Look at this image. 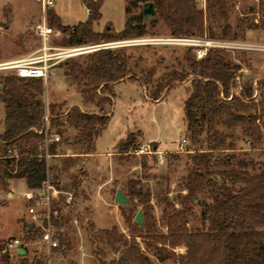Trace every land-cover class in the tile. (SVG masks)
Here are the masks:
<instances>
[{
    "label": "trees",
    "instance_id": "1",
    "mask_svg": "<svg viewBox=\"0 0 264 264\" xmlns=\"http://www.w3.org/2000/svg\"><path fill=\"white\" fill-rule=\"evenodd\" d=\"M82 1L88 9V17L72 27L62 25L52 8L46 11L47 22L51 27L61 33H69L70 39L65 45L96 44L150 35L141 13L129 16L123 29L117 33L107 29L95 32L93 24L101 18L100 7L104 0ZM137 1L153 3L157 17L172 36L204 33L203 11L196 7L195 0H128V3L136 5ZM205 1L209 8L216 7L225 15V0ZM125 12H130L129 5H126ZM227 33L228 30L224 28L222 36L226 37ZM125 46L89 51L86 53L88 62L85 64L74 57L63 60L64 74L73 81L80 94V103L66 109H63V103L45 102L42 79L20 78L13 72L0 76V103L3 107L0 184L5 185L9 178H20L27 187H38L50 173L54 183L56 174L53 176V171H57L58 167L47 164L43 133H39L43 127L45 110L51 127L59 126L53 133L59 135L60 139L48 145L50 154L55 155V149L67 127L74 129L76 135L65 138L64 142L83 144L86 146L83 153L92 154L94 141L111 116L115 83L135 81L149 93V100L156 102L170 89L188 82L182 106L185 130L193 144L199 143L201 134L205 132L207 148L188 152L191 166L185 177L186 193L180 199L181 209L172 208L168 202L162 210L161 218L166 226V234H153L154 223L149 222L143 226L135 224L131 228L130 240H126L114 228L97 231L112 247L122 246V254L117 259L105 258L104 251L97 245L99 240L92 238L91 226L92 254L97 264H149V256L141 251L135 238L145 234V238L152 240V243H147L148 247L154 250L160 260L175 258L179 264H264L263 174L250 175L245 170L235 168L231 164V154L221 158L212 156V152L221 150L226 143V135L216 128V123L227 128L238 126L253 142L261 141L264 79L257 81V97H252V84H244L240 94L236 95L232 88L236 83V71L240 67L227 60L225 53L218 49H208L205 57L197 59L192 46H185V65L171 64L159 71L162 57H158L147 69L136 74L134 69L142 58L132 57L124 48H119ZM134 140V136L128 134L126 140L120 143L126 148L134 144ZM69 162L71 158L64 159L62 169L68 168ZM69 180L65 190L73 188L71 199H74L78 176L72 174ZM204 192L211 199L210 203H204L202 212L205 228L190 231L187 226L190 203ZM128 195L131 199H138L145 210L149 208V195L141 189L132 186ZM66 197L59 196L51 203L52 210L56 211L51 216V222L56 229L63 227L67 221L62 210V206L69 205ZM178 226H181L180 232L176 231ZM27 228V241L42 237V228L35 224L30 228L27 225ZM56 238L58 245L53 249L61 251L68 246L66 233L57 232ZM180 245L186 247L185 253L175 252L174 249ZM45 258L34 260L32 264H46ZM0 264H10V254L1 244ZM20 264L29 263L25 260Z\"/></svg>",
    "mask_w": 264,
    "mask_h": 264
},
{
    "label": "rangeland",
    "instance_id": "2",
    "mask_svg": "<svg viewBox=\"0 0 264 264\" xmlns=\"http://www.w3.org/2000/svg\"><path fill=\"white\" fill-rule=\"evenodd\" d=\"M53 2L54 5L50 8L55 7L60 10L66 24H78L88 17L85 16L88 9L81 0H53ZM146 2L149 1H137L136 5H130L128 0H104L100 7V24L104 26L101 30L106 28L111 33L121 31L129 16L143 14V5ZM126 5L130 6L129 13L125 12ZM195 5L203 11L204 33L193 37L264 44V0H225V15L216 7L209 8L205 0H195ZM40 7V3L36 0H0V63L32 54L39 47L40 41L35 34L34 25L41 17ZM143 23L150 33L144 37L172 36L157 15L149 19L144 18ZM224 28L228 30L226 37L222 36ZM69 39L68 32L60 33L53 37L52 43L67 48L95 45L83 43L67 46L64 43ZM119 48H124L132 57L142 58L134 69L136 74L147 69L158 57H162L159 71L171 64L185 65L183 57L185 46L141 44ZM222 51L227 60L240 67L236 71V83L232 88L234 94L239 95L244 84H252L254 87L252 97H257L259 86L257 81L264 79V51L243 49ZM87 52L76 53L70 57L85 64L88 62ZM63 60L52 68L49 78L43 82L45 102L63 103V109H66L80 103V94L73 81L65 76ZM12 72L11 69H0V76ZM134 82L121 81L113 85L111 116L94 141L92 156L83 153L85 145L64 142L65 138L76 135L74 129L67 127L55 149V155L48 161V164L58 167L57 171H53V176L56 174L54 185L60 189V193L55 198L72 194L73 188L65 190V185L70 182L69 177L72 174L77 175L79 180L74 187L75 198L71 199L68 206L59 204L67 221L57 230L67 234L68 246L56 251V249L48 250L41 238L27 241L28 223L31 222L38 227L41 224L27 211V202L23 198L27 188L18 178L8 183L6 181L5 185L0 184V244L5 248L10 239L18 238L22 246L28 250L25 259L13 256L10 264H20L25 260L32 264L34 260L42 257H46V264H97L92 254L91 226H93L92 238L99 240L97 245L104 251L105 258L117 259L122 254V246L112 247L97 231L114 228L123 234L126 240H130L131 228L135 224L140 226L134 220L138 210H141L144 224L154 223L153 234H166V226L161 218L162 210L168 202L172 204V208L181 209L180 199L186 193L185 177L191 166L188 152H195L197 148H207L206 133L201 134L200 142L197 144H193L186 133L182 106L186 98L188 82L170 89L156 102L150 101L149 93ZM1 116L0 103V132ZM51 126L50 124L51 132L59 128V126L53 128ZM215 126L225 133L226 143L221 150L212 152V156L221 158L231 154L233 156L231 164L235 168L245 170L250 175L263 174L264 186L262 120L260 121L262 138L259 143L253 142L238 126L227 128L218 123ZM128 134L134 136L135 142L124 148L120 142H124ZM182 137L188 140L186 151L176 152V144ZM147 145L151 152H135ZM154 151H160V154ZM66 158H71L70 165L62 169V162ZM51 175L52 173L49 174L50 178ZM132 186L149 195L147 210L138 199L129 197ZM118 188L128 197L129 204L121 205L114 201ZM210 202L209 195L204 192L190 203L191 211L187 216V226L190 231L205 228L202 212L204 203ZM176 231L180 232L181 226H178ZM95 235L98 237H94ZM144 235L135 238L141 251L149 256V264H179L175 258L160 260L154 250L147 245L152 243V240L145 238ZM174 250L176 253H185L186 247L180 245Z\"/></svg>",
    "mask_w": 264,
    "mask_h": 264
},
{
    "label": "built area",
    "instance_id": "3",
    "mask_svg": "<svg viewBox=\"0 0 264 264\" xmlns=\"http://www.w3.org/2000/svg\"><path fill=\"white\" fill-rule=\"evenodd\" d=\"M36 1L40 3L43 12L42 18L34 25L35 34L40 41L39 47L32 54L0 63V69H11L14 74L20 78H40L46 82L51 74L52 68L64 58L87 50L92 51L103 47L120 45L169 44L192 46L194 47L193 52L197 59L205 57L208 49H243L264 51V44H250L233 40L199 39L193 36L143 37L115 42L98 43L87 47H59L52 43L54 30L48 24L45 16L46 9L52 7L54 2L53 0ZM39 133H43V146L45 150L44 157L48 164L49 159L53 156V154L48 152V145L54 141H59L60 137L50 131L49 115L47 110H45V114L43 116V127L39 130ZM187 143V138L182 137L177 142L175 151H186ZM148 148V145L142 146V148L135 150V152H151ZM154 152L160 154V151ZM58 193H60V190L55 187L50 177L47 176L38 187H27L23 194V198L27 202L28 213L32 218L41 222L40 227L43 230L41 241L44 243L46 248H48V250H52L58 245V239L56 238L58 230L53 227L51 222V216L56 214V211L52 210L51 203ZM71 198L72 196L68 194L66 202L69 203ZM6 247L8 249L15 250L17 247H21V242L18 238H12L6 243Z\"/></svg>",
    "mask_w": 264,
    "mask_h": 264
},
{
    "label": "water",
    "instance_id": "4",
    "mask_svg": "<svg viewBox=\"0 0 264 264\" xmlns=\"http://www.w3.org/2000/svg\"><path fill=\"white\" fill-rule=\"evenodd\" d=\"M142 13H143V17L145 19H149L151 17H154L156 15V11H155L153 3L146 2L143 5ZM87 51H91V50H87ZM87 51H84V52H87ZM114 201L119 203V204H121V205H126V204H129V202H130L128 197L123 194V192H122V190L120 188L116 189L115 196H114ZM134 220H135V222L139 223L140 226L144 225L143 219L141 217V210H138V212L136 213V215L134 217ZM32 225H33V223H31V222L28 223V227L29 228L32 227ZM15 252L18 255H25L26 250L24 248H22V247H17L15 249Z\"/></svg>",
    "mask_w": 264,
    "mask_h": 264
},
{
    "label": "crops",
    "instance_id": "5",
    "mask_svg": "<svg viewBox=\"0 0 264 264\" xmlns=\"http://www.w3.org/2000/svg\"><path fill=\"white\" fill-rule=\"evenodd\" d=\"M81 2L83 3L82 0H81ZM83 5H84V3H83ZM40 6H41V5H40ZM85 8H86V7H85ZM52 10H53V12L56 14V16L59 18V20H60V22H61L62 25H63V24H64V25H75V24H77V23H69V24H66V23L63 21V17H62V13H61V11L55 9V7H53ZM86 10H87V9H86ZM46 11H47V9H46ZM40 14H41V17H39L38 20H40V19L42 18V16H43V12H42L41 7H40ZM45 16H46V20H47V15H46V13H45ZM85 16H86V17L88 16V10L85 12ZM38 20H37V21H38ZM81 22H82V20H81ZM99 24H100V20L97 21V22H95V23L93 24V30H94L95 32H101V31H103V30H101V28H103L104 26L101 25V24H100V26H99ZM52 28H53V27H52ZM105 29H106V28H105ZM53 30H54L53 37H55V36H57L58 34L61 33L59 30H57V29H55V28H53ZM62 47H63V46H62ZM134 83H137V82H134ZM2 117H3V107H2V116H1V119H2ZM1 126H2V125H1ZM1 130H2V128H1ZM90 156H92V154H91ZM12 179H14V178H9V179H7V183H8L10 180H12ZM18 180L24 182L23 179L18 178ZM24 184H25V182H24ZM25 186H26V184H25ZM26 188H27V186H26ZM21 247L24 248V249L26 250L25 255H18V254L15 252V250L8 249L6 246H5L4 250H7V251L9 252V254H10V260H13V256L19 257V258H21V259H23V258L25 259V258L27 257V254H28V250H27V248H26L25 246H22V244H21Z\"/></svg>",
    "mask_w": 264,
    "mask_h": 264
}]
</instances>
